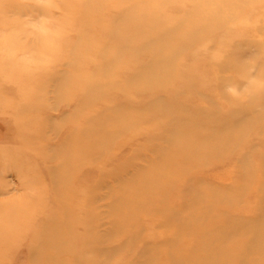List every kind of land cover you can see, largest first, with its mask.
Wrapping results in <instances>:
<instances>
[{"label":"rangeland","instance_id":"rangeland-1","mask_svg":"<svg viewBox=\"0 0 264 264\" xmlns=\"http://www.w3.org/2000/svg\"><path fill=\"white\" fill-rule=\"evenodd\" d=\"M184 13H194L195 24H207L216 15L220 23L214 30L207 24L200 41L172 56L175 67L180 62L192 75L176 85L177 94L170 89L174 78L166 88L147 93L94 87L107 83L101 74L106 70L117 87L131 85L126 80L136 74L137 61L121 62L122 69L114 71L103 65L112 62L106 49H112L118 23L136 14L141 16L133 21L136 26L161 21L173 43L184 31L194 35L180 27L184 22L177 23L186 20ZM132 36L128 31L123 43L132 42ZM147 60L140 57L142 63ZM161 104L168 114H136ZM117 109L125 122L110 123ZM239 123L245 125L223 143ZM94 127L97 136L89 140L100 154L88 162L77 154L88 140L84 133ZM115 128L125 129L108 140L103 131ZM187 148L196 149L199 161H182L179 172L162 176L158 165L183 159ZM247 156L253 187H259L264 0H0V264L205 260L191 249L206 231L259 212L256 202L264 198V187L233 192L230 204L212 198L239 188L247 164L240 159ZM151 166L159 183L141 177ZM145 182H150L149 199L141 188ZM133 190H140L137 197ZM67 222V229L59 228ZM49 228L59 231L55 237L43 235L42 243L36 236ZM91 235L96 241L88 239ZM227 246L238 247L234 240Z\"/></svg>","mask_w":264,"mask_h":264},{"label":"bare ground","instance_id":"bare-ground-1","mask_svg":"<svg viewBox=\"0 0 264 264\" xmlns=\"http://www.w3.org/2000/svg\"><path fill=\"white\" fill-rule=\"evenodd\" d=\"M147 7L146 5H142ZM222 14V13H221ZM186 20H179V22H184L180 23V27H187V33L191 34L193 33V36H185L186 31L178 34V37L175 39V41L168 42V36H169V31L164 32V28L162 27V22H154V24L149 25V26H141V25H135L133 21L140 20L138 19L141 17L140 15L136 14L134 15L130 20H128V23H118L116 25V28L112 31V40L110 43L112 44V49H106L109 50L110 54L109 57L113 58L111 59L112 62L110 63H104L103 65H107L108 68H113L112 70L116 69H122L123 63H130L129 61H137V64L135 66H138L136 74L134 76L128 77L126 82L127 83H132L131 85H127L128 87L121 86L117 87L118 82L113 81L111 79L112 73L106 70L105 72H102L101 74L103 75V78L107 80V83L99 86L96 85L97 89H103L105 86H111L110 89L116 88L120 89L124 92H130L129 90H134L133 92H139V93H147L153 91V89H157L160 87L166 88L167 86L170 85L168 84L169 79L174 78V86H171V90L177 94L178 90L175 88L177 84L181 83H186V79L188 77L192 78L191 74L189 75L188 72L186 73L183 68L185 67H180V62L177 63L176 67L174 66V60L175 58L172 59V56L174 54L179 53V51L183 48L186 47V49L200 41L203 33L205 32L204 29H206L207 24L212 27V29H216L218 27V23H220L217 19L219 18L218 15H216L215 18H213L209 23H196L195 20H192V17L194 16V13H184ZM129 24V25H127ZM128 31H131L134 39L132 42L129 44H124L122 39L127 38L126 34ZM191 32V33H189ZM158 33V34H157ZM200 34V35H198ZM139 36H142L141 40L138 38ZM128 37V38H132ZM171 47V49L168 50V52H163L165 48ZM194 46V45H193ZM149 50H153V52H148ZM107 52V51H106ZM177 52V53H176ZM148 54V55H144ZM142 56H147L148 62L147 63H142L140 61V57ZM182 56V55H181ZM103 57L105 58L106 55L103 54ZM117 57L118 59H116ZM123 57L122 59H120ZM183 58L185 56H182ZM125 58V59H124ZM182 58V59H183ZM180 58H177L176 61L182 60ZM123 62V63H121ZM180 69V70H179ZM111 70V71H112ZM173 71V75H169L168 72ZM184 75L186 77L184 78ZM188 75V76H187ZM175 76L178 78V80H175ZM111 79V80H110ZM138 83V84H136ZM131 88V89H129ZM112 89V90H114ZM142 90V91H141ZM164 98L162 97H157V100H160ZM156 99V98H155ZM153 99V100H155ZM81 105L86 106L87 103L85 101L81 102ZM123 111V110H122ZM169 111L167 108H165L162 104L157 106V107H152L148 106V109L144 113H136L139 116H147L146 118H149V116L159 114V115H165L168 114ZM114 116L110 118V123H118L120 121H124L122 119V113L120 111L115 110L113 112ZM137 115V116H138ZM133 119V115H129ZM97 117L92 115L91 118ZM125 122V121H124ZM90 124V123H89ZM107 124V123H106ZM109 125V124H107ZM239 125H245L244 123L238 124L237 126L234 125L233 129L229 132H226L229 137H225L226 139H223V143H226L231 137H234L236 135V132L234 133L236 128H239ZM96 126V125H95ZM127 127V126H126ZM223 127V124L221 125V128ZM125 128H115L113 130H107L103 131L104 134H107L108 140L113 139V137L117 138L121 132H123ZM225 127H223V130ZM231 134V135H230ZM86 139H88L84 145L83 148L79 151L78 155L84 154L85 160L88 161L89 156L93 158L94 156L98 157V154H100V148L98 147L97 143L94 140H89L91 138H94L97 136V131L96 128L94 127L93 130H88L84 133ZM175 137L181 138V134H174ZM109 142V141H108ZM215 143L219 142L218 140L214 141ZM215 150V148H213ZM184 152L182 153V158L180 160H176L174 158H170L168 160H163L161 162L157 169H160L162 173L161 175L164 176L166 172L170 173H175L179 172L178 168H180L182 165H179L182 163H193L196 161H199V153H197L196 149H191L187 148L186 150H183ZM256 157V156H255ZM99 158V157H98ZM242 164L246 161L247 164L242 167V174L241 177H243L239 182V188L235 190H228L224 191L225 194H218V195H212L213 200H223L225 202H228L230 204L231 199L235 198L233 197V192H249L251 190L254 191H260L264 187V161L262 162L261 166L257 168V178L260 181V186L254 188L253 187V178H254V170L249 166V160L248 156L247 157H242L241 159ZM89 162V161H88ZM152 167V166H151ZM155 168H151L149 172L146 173V175H141V177L146 176L145 179L150 180H156V183H159L157 178H153L152 176H156L153 174V170ZM140 174L141 172L138 170L137 172ZM140 178V176H139ZM161 178V177H158ZM161 181V180H160ZM165 183V182H164ZM150 184V182H145V185H142L141 188H145L147 185ZM167 184V183H165ZM77 185V183H76ZM144 190V194L146 197L151 198L152 194L148 192L147 190ZM2 191V190H1ZM0 191V192H1ZM140 190H133L132 196L135 195L137 197L138 192ZM137 192V193H136ZM2 194L4 193L1 192ZM0 193V194H1ZM216 193V192H213ZM232 193V196H231ZM257 209L259 210L257 216L249 218V219H237V220H230L228 219L227 222L223 225L218 227L217 229L206 231L204 234V240L201 243H196L195 246L192 247L191 253L194 254L196 251V255H200L205 257V260L197 259L196 256V261L195 264H264V198L260 199L257 197ZM224 203V202H223ZM224 205V204H223ZM227 206V205H226ZM224 207V206H223ZM179 214V212L175 211L173 212L174 216ZM232 217V216H231ZM75 220L72 219V221ZM80 222V221H79ZM84 223V220L82 219L81 221ZM185 222V221H184ZM186 223V222H185ZM70 222H67L66 224H61L59 228L61 229H67L69 227ZM56 229V231H55ZM55 229H47L45 232L40 231L36 238H40L39 240L46 238V236L49 237H55L58 233V228ZM44 236V238H42ZM181 235V233L179 234ZM90 236V235H88ZM92 236V235H91ZM178 236L173 237V241L178 240ZM88 239L96 241V236H92L91 238L88 237ZM234 240V244L238 247L232 249L228 248L227 244L232 243ZM43 243V242H42ZM48 241L45 240V243L43 244L44 247H47ZM221 244L224 245L221 246ZM208 245V247H207ZM201 250H204V254L197 253ZM35 255V254H34ZM42 258H45V255L42 256ZM185 260V259H183Z\"/></svg>","mask_w":264,"mask_h":264}]
</instances>
